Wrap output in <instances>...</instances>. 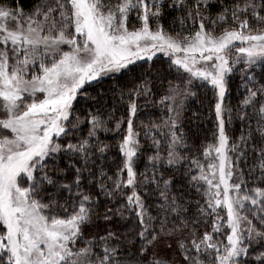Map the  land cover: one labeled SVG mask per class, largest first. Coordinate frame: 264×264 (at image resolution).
Wrapping results in <instances>:
<instances>
[{
    "label": "snow or ice",
    "instance_id": "1",
    "mask_svg": "<svg viewBox=\"0 0 264 264\" xmlns=\"http://www.w3.org/2000/svg\"><path fill=\"white\" fill-rule=\"evenodd\" d=\"M0 264H264V0H0Z\"/></svg>",
    "mask_w": 264,
    "mask_h": 264
},
{
    "label": "trees",
    "instance_id": "2",
    "mask_svg": "<svg viewBox=\"0 0 264 264\" xmlns=\"http://www.w3.org/2000/svg\"><path fill=\"white\" fill-rule=\"evenodd\" d=\"M21 2L24 4L26 9L32 4V0H21ZM213 12L215 13V9H213ZM173 15H175V13L169 14L168 21H165L166 25L171 21ZM163 59L166 60L167 58ZM153 62H157L156 58H154ZM110 83L111 81H108L105 86ZM238 83L239 81L237 79L236 81H234L233 87L235 88ZM242 91L243 89L234 92V97L239 98L240 92ZM211 95L212 94L210 91H202L198 94V98H190L185 101V105L187 108V111L185 113L186 128H190L193 132H195L196 136L201 142H205V138H207V140L209 141L211 139L210 129L213 127V122L212 120L207 118L208 114L211 111V108L209 106ZM236 98L232 99L231 101L233 106L236 105ZM139 116L141 119L147 122L148 118H152L155 120L163 118L164 112L159 106L148 107L146 111L139 113Z\"/></svg>",
    "mask_w": 264,
    "mask_h": 264
},
{
    "label": "rangeland",
    "instance_id": "3",
    "mask_svg": "<svg viewBox=\"0 0 264 264\" xmlns=\"http://www.w3.org/2000/svg\"><path fill=\"white\" fill-rule=\"evenodd\" d=\"M160 54H158V56H159ZM223 214V213H222Z\"/></svg>",
    "mask_w": 264,
    "mask_h": 264
}]
</instances>
